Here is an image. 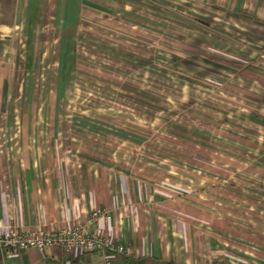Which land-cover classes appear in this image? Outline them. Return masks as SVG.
<instances>
[{"label": "crops", "instance_id": "0c3cea01", "mask_svg": "<svg viewBox=\"0 0 264 264\" xmlns=\"http://www.w3.org/2000/svg\"><path fill=\"white\" fill-rule=\"evenodd\" d=\"M98 1L0 0V232L57 231L107 209L90 231L130 254L0 251V264H264V0H191L198 179L168 163L162 184L60 111Z\"/></svg>", "mask_w": 264, "mask_h": 264}, {"label": "rangeland", "instance_id": "374dc122", "mask_svg": "<svg viewBox=\"0 0 264 264\" xmlns=\"http://www.w3.org/2000/svg\"><path fill=\"white\" fill-rule=\"evenodd\" d=\"M130 1L134 5L126 4ZM192 5L191 0L94 2L82 14L72 88L60 101L62 114L75 117V128L92 124L87 129L95 131L93 140L123 152L136 162L139 176L159 180L156 184H162L168 163L178 166L171 177L198 179L201 27Z\"/></svg>", "mask_w": 264, "mask_h": 264}, {"label": "built area", "instance_id": "2783aa9c", "mask_svg": "<svg viewBox=\"0 0 264 264\" xmlns=\"http://www.w3.org/2000/svg\"><path fill=\"white\" fill-rule=\"evenodd\" d=\"M100 219L110 222L112 220L110 211L106 209L93 210L90 217L91 223ZM91 223L75 224L57 231L44 229L22 231L15 227H9L0 232V251H4L6 255L24 250L42 251L44 249H59L67 256L76 250L99 251L110 255L112 253L130 254L128 248L118 244L111 237L92 233L90 231ZM104 264H111L109 256L105 257Z\"/></svg>", "mask_w": 264, "mask_h": 264}]
</instances>
